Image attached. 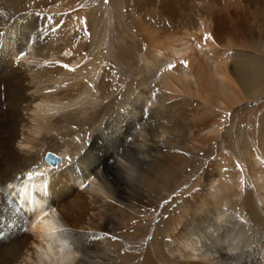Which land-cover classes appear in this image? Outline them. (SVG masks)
<instances>
[{"label": "bare ground", "instance_id": "6f19581e", "mask_svg": "<svg viewBox=\"0 0 264 264\" xmlns=\"http://www.w3.org/2000/svg\"><path fill=\"white\" fill-rule=\"evenodd\" d=\"M165 1L167 16L181 4L176 16L184 24L193 19L189 8L198 15L208 8ZM38 2L0 0V227L3 219L4 227L15 223L0 241V264H115L123 250L115 233L154 210L182 164L180 148L219 139L218 119L255 100L264 78L252 76L248 62L232 74L228 58L208 43H161L149 31L138 75L113 115L82 131L71 123L119 84L113 69L102 70L103 60L86 52V23L101 0ZM135 2L141 10L146 1ZM185 97L214 121L193 118L178 132ZM47 150L58 166L44 161ZM248 157L260 211L239 209L243 173L219 164L218 178L208 176L203 194L188 203L190 218L167 245L169 264H264V159Z\"/></svg>", "mask_w": 264, "mask_h": 264}, {"label": "rangeland", "instance_id": "374dc122", "mask_svg": "<svg viewBox=\"0 0 264 264\" xmlns=\"http://www.w3.org/2000/svg\"><path fill=\"white\" fill-rule=\"evenodd\" d=\"M45 1L39 0L38 4L45 6L55 0ZM83 1L85 4L86 0ZM144 1V5L140 4L141 10L137 8L135 0H101L92 10L86 23L90 28L89 37L85 36L87 55L91 59L101 58L104 62L102 70L113 69L119 76V84L112 90L109 99L100 101L94 108L89 106L85 115L71 123L82 131L88 124L92 132L94 124L113 115L120 98L138 75L137 67L143 59L145 47L150 43L151 37L146 35L149 31H154L161 43L170 38L178 39V45L189 42L194 46L197 41L208 43L219 55L228 58V69L232 74L237 72L239 63L248 62L252 76L261 74V78H264V0H184L183 3L195 5L198 1L208 6L206 9L201 6L203 12L199 15L189 8L193 19L186 23L190 24L177 22L183 18L176 16L182 10L181 4L171 7L173 15L167 16L162 13V10L170 7L166 6L165 0L154 3L153 0ZM257 43L263 48L257 47ZM253 100L245 101L232 109L226 118L218 119L220 123L224 122L219 139L215 142L193 143L194 146L186 152L181 150L185 148H180L182 153L177 154V162L182 164L176 167L177 173L166 186L154 210L135 214V220L132 219L128 227L115 233L114 238L121 239L123 243V250L119 252L115 264H169L167 245L190 218L192 208L188 203L196 194H203L210 179L208 176L216 174L219 164L226 170L239 169L243 173L239 209L253 211L252 214L260 211L253 180L248 174L254 161L248 154L257 153L264 159V89ZM182 102L186 119L179 123L180 115L175 124L181 134L193 118L192 123L197 121L202 125L214 121V114L202 111L197 99L185 97ZM175 112L179 114L178 110ZM180 142L185 143V137ZM56 156L47 150L43 159L58 166L61 161ZM53 169L50 167V170ZM79 186L77 190L87 198L85 189Z\"/></svg>", "mask_w": 264, "mask_h": 264}, {"label": "snow or ice", "instance_id": "6c2138e0", "mask_svg": "<svg viewBox=\"0 0 264 264\" xmlns=\"http://www.w3.org/2000/svg\"><path fill=\"white\" fill-rule=\"evenodd\" d=\"M65 67H67V65H65Z\"/></svg>", "mask_w": 264, "mask_h": 264}]
</instances>
